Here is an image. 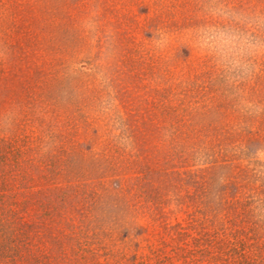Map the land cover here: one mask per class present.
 <instances>
[{
	"label": "rangeland",
	"instance_id": "rangeland-1",
	"mask_svg": "<svg viewBox=\"0 0 264 264\" xmlns=\"http://www.w3.org/2000/svg\"><path fill=\"white\" fill-rule=\"evenodd\" d=\"M0 264H264V0H0Z\"/></svg>",
	"mask_w": 264,
	"mask_h": 264
}]
</instances>
